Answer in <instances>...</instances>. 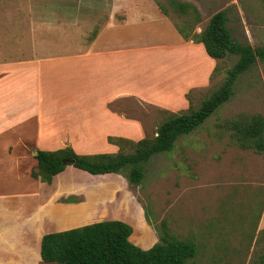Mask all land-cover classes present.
<instances>
[{"label":"rangeland","instance_id":"obj_1","mask_svg":"<svg viewBox=\"0 0 264 264\" xmlns=\"http://www.w3.org/2000/svg\"><path fill=\"white\" fill-rule=\"evenodd\" d=\"M143 1L165 16L168 24L153 26L159 29L146 34L151 43L174 42L177 32L193 41L213 15L226 11L227 26L235 40L253 49L264 48V0ZM128 2L0 0V21L7 28L23 30L21 34L30 37V42L33 34L48 39L68 26L85 41L93 39L113 15L119 14L121 21L125 19L131 10ZM191 53L201 55L196 49ZM170 59L167 57L165 63L179 61ZM198 60L197 70L192 71L196 84L185 90L175 110L134 97L114 102L113 111L139 124L140 137L118 141L119 146L112 143L115 152L102 148L103 152L132 154L134 144L145 138L154 140L160 125L172 114L199 109L225 84L238 57ZM188 61L184 57L183 69L180 66L176 71L179 82L180 77L187 78L186 69L196 66V59L190 66ZM234 92L202 127L178 138L170 152L155 155L145 166V179L139 186L131 185L120 174L92 177L84 173L83 178L74 172L78 169L68 166L72 169L58 179L61 184L63 178L71 183L70 190L65 186L66 202L84 205L93 214L87 223H130L136 232L132 242L143 249L162 238L194 242L197 254L188 264H264V154L242 148L233 129L234 123L252 116L264 118V61L258 60L239 77ZM124 131L130 132L127 128ZM32 151L36 154L37 150ZM36 173L42 174L40 170ZM85 219L86 216L78 219L73 215L71 227L86 225L75 222ZM28 255L0 254V264H49L42 261L40 254Z\"/></svg>","mask_w":264,"mask_h":264},{"label":"crops","instance_id":"obj_2","mask_svg":"<svg viewBox=\"0 0 264 264\" xmlns=\"http://www.w3.org/2000/svg\"><path fill=\"white\" fill-rule=\"evenodd\" d=\"M128 1L125 19L113 15L85 41L68 26L48 39L33 34L30 42L23 30L0 21V254H41L45 235L80 228L71 227L73 215L87 217L77 225L93 218L84 205L66 202L71 183L58 179L72 168L43 182L33 176L38 161L32 149L115 152L109 139L140 137V126L113 111L114 102L134 97L173 111L196 84L198 59H212L203 44L176 30L174 42L151 43L146 34L162 22L168 26L166 17L143 0ZM195 49L200 57L192 55ZM167 57L180 63H165ZM184 57L188 66L196 59V66L179 82Z\"/></svg>","mask_w":264,"mask_h":264},{"label":"trees","instance_id":"obj_3","mask_svg":"<svg viewBox=\"0 0 264 264\" xmlns=\"http://www.w3.org/2000/svg\"><path fill=\"white\" fill-rule=\"evenodd\" d=\"M228 13L221 11L212 16L206 28L195 35L193 41L203 44L207 55L215 60L235 55L238 61L229 73L225 84L214 92L197 109L189 113L172 114L157 130V137L146 138L134 144L132 154L100 153L79 155L72 148L55 152L37 150L35 158L42 173L33 176L51 183L53 178L68 166L85 178L109 174L124 175L131 185L139 186L145 179V166L158 154L170 152L180 137L196 131L234 95L236 83L258 60L264 61V48L253 49L250 45L235 40L228 28ZM185 39L189 40L188 37ZM236 138L244 149H253L264 154V118L252 116L233 125ZM124 138H110L119 146ZM67 162L64 163V162ZM83 172V173H82ZM128 172V173H127ZM135 229L119 220L102 221L64 232L50 233L42 238L41 259L49 264H188L197 254L194 242L162 238L149 249L132 242ZM145 246V245H143Z\"/></svg>","mask_w":264,"mask_h":264},{"label":"water","instance_id":"obj_4","mask_svg":"<svg viewBox=\"0 0 264 264\" xmlns=\"http://www.w3.org/2000/svg\"><path fill=\"white\" fill-rule=\"evenodd\" d=\"M64 163H66L67 164V162L65 161Z\"/></svg>","mask_w":264,"mask_h":264}]
</instances>
